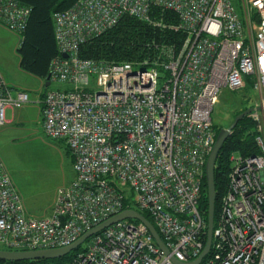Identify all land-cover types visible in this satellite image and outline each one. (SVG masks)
<instances>
[{
    "label": "built area",
    "instance_id": "2783aa9c",
    "mask_svg": "<svg viewBox=\"0 0 264 264\" xmlns=\"http://www.w3.org/2000/svg\"><path fill=\"white\" fill-rule=\"evenodd\" d=\"M152 8L173 13L176 22L152 20ZM30 13L17 1L0 0V24L12 33L25 30ZM124 16L184 37L178 47L153 45L156 55L135 63L79 56L82 44ZM52 19L58 55L46 79L63 88L45 93L41 126L46 136L65 142L75 176L57 190L49 216L28 217L0 159V245L63 248L132 209L148 214L168 253L142 222L124 219L57 264L196 260L207 235L199 206L217 135L213 107L223 89L241 90L249 78L260 97L249 114L257 154L229 155L226 190L200 264H264V0H78ZM27 102L29 95L12 93L0 73V126L7 108Z\"/></svg>",
    "mask_w": 264,
    "mask_h": 264
},
{
    "label": "trees",
    "instance_id": "16d2710c",
    "mask_svg": "<svg viewBox=\"0 0 264 264\" xmlns=\"http://www.w3.org/2000/svg\"><path fill=\"white\" fill-rule=\"evenodd\" d=\"M30 9V16L22 36L18 54L20 67L40 78H47L51 61L58 55L55 41L53 14L71 8L78 0H14ZM152 20L162 21L165 25L176 22L171 12H161L158 8L150 11ZM184 35L181 32L155 27L145 20L132 16H124L113 28L99 37L89 40L79 48V56L84 59L106 61L112 63L139 62L146 57H154L153 45L163 44L176 47L181 44ZM247 82L251 80L246 79ZM238 114V113H237ZM215 129V128H214ZM219 130H215L216 134ZM256 123L244 116L233 128L219 151L214 168L215 184V216L218 212L219 200L224 194L231 167L229 155L233 152L243 155L257 154L254 138ZM204 217L207 216V195L205 179L202 184V196L199 206ZM149 221L146 212L142 213ZM137 222V221H134ZM205 240V238H204ZM4 250H6L4 248ZM82 251L77 249L74 253ZM70 259V255L54 260H1L0 264H57Z\"/></svg>",
    "mask_w": 264,
    "mask_h": 264
},
{
    "label": "rangeland",
    "instance_id": "374dc122",
    "mask_svg": "<svg viewBox=\"0 0 264 264\" xmlns=\"http://www.w3.org/2000/svg\"><path fill=\"white\" fill-rule=\"evenodd\" d=\"M16 35L17 33L14 34L7 29H0V70H7L11 74L14 73L11 67L19 57L17 52L19 44L14 37ZM61 88H63L61 83L51 82L48 90ZM259 98V93L251 81L246 82L241 90L223 89L211 114L215 130L227 128L239 113L254 108ZM2 158L1 161L9 174L11 172L17 174L19 179L23 178L38 188V216L53 204L57 190L67 186L74 179L73 158L65 142L52 139L44 132L38 134V139H28L25 146L5 148ZM125 190L131 195L129 190L126 188ZM86 245L87 242H84L81 248H85ZM4 248L0 245V249Z\"/></svg>",
    "mask_w": 264,
    "mask_h": 264
},
{
    "label": "crops",
    "instance_id": "0c3cea01",
    "mask_svg": "<svg viewBox=\"0 0 264 264\" xmlns=\"http://www.w3.org/2000/svg\"><path fill=\"white\" fill-rule=\"evenodd\" d=\"M0 29L3 30L6 28L0 24ZM14 37L17 38L18 46H20L22 36L17 34ZM11 69H14V73L12 74L7 72V70H0L4 81L12 93H15L16 91L26 92L29 95V102L18 108H7L5 110L6 122L4 125L0 126L1 160L5 154V148L25 146V142L28 139H38V134L41 132L43 133L41 126L42 100L51 83H48L46 78H40L24 71L20 67V56L18 57L17 62L12 65ZM9 176L11 177L14 188L21 198L26 216L43 218L51 214L55 200L47 210H43L38 216V188L35 187L33 183L25 181L23 178L19 179L17 174L14 175L11 172Z\"/></svg>",
    "mask_w": 264,
    "mask_h": 264
},
{
    "label": "water",
    "instance_id": "95a60500",
    "mask_svg": "<svg viewBox=\"0 0 264 264\" xmlns=\"http://www.w3.org/2000/svg\"><path fill=\"white\" fill-rule=\"evenodd\" d=\"M62 57L66 58L67 55L63 54ZM48 79V77H47ZM48 82V81H47ZM49 83V82H48ZM254 108H249L242 113L235 116L233 122L225 129H221L218 131L215 139V143L213 146L212 151L210 152L206 164H205V171H204V178H205V185H206V195H207V235H206V243L205 247L200 254V256L190 263H178L177 264H200L202 259L208 254L211 246L212 241V230L214 227V214H215V184H214V168L216 159L218 157L219 151L222 148L223 143L230 135L233 128L237 125V123L244 117L248 116L251 112H253ZM124 219H133L139 222H142L149 230L150 234L152 235L156 244L164 250L165 253H168V250L164 247V244L158 235L157 231L153 227L152 223L145 218L142 214L138 211L129 209L125 210L119 215L110 218L109 220L101 223L97 227L93 228L92 230L88 231L84 235H82L78 240L72 243L69 246L58 248V249H43V250H34V251H11V250H4L0 249V259L7 260V261H24V260H54L60 259L65 257L70 252L75 251L87 238L91 235L101 231L105 227L113 224L116 221L124 220Z\"/></svg>",
    "mask_w": 264,
    "mask_h": 264
},
{
    "label": "flooded vegetation",
    "instance_id": "af4514ba",
    "mask_svg": "<svg viewBox=\"0 0 264 264\" xmlns=\"http://www.w3.org/2000/svg\"><path fill=\"white\" fill-rule=\"evenodd\" d=\"M242 113V112H241ZM240 114V113H239Z\"/></svg>",
    "mask_w": 264,
    "mask_h": 264
}]
</instances>
